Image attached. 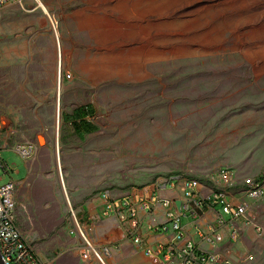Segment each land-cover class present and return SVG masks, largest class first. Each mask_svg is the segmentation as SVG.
Wrapping results in <instances>:
<instances>
[{"label":"rangeland","instance_id":"1","mask_svg":"<svg viewBox=\"0 0 264 264\" xmlns=\"http://www.w3.org/2000/svg\"><path fill=\"white\" fill-rule=\"evenodd\" d=\"M41 1L59 89L50 18L32 0L0 11V186L35 252L74 236L87 248L72 213L83 231L100 191L210 178L264 136V0ZM81 106L97 131L79 138L62 114Z\"/></svg>","mask_w":264,"mask_h":264},{"label":"crops","instance_id":"2","mask_svg":"<svg viewBox=\"0 0 264 264\" xmlns=\"http://www.w3.org/2000/svg\"><path fill=\"white\" fill-rule=\"evenodd\" d=\"M32 13L35 17H38L41 13L51 17L48 13L46 14V12L37 7L34 8ZM57 56L58 53L56 50V57ZM62 65L63 64H61V72ZM58 71L57 57L56 89L60 88L61 81V78L59 81L57 80L59 77ZM57 109L56 103V116L58 114ZM263 137L260 136V138L255 140L256 143L249 144L250 146L239 149L233 154L234 156H232L231 160L227 162V167H224L231 169L234 175L235 186L230 189L229 194L236 202H242L248 206L250 214L254 219L253 224L260 228L259 232L256 231L255 227L252 225L243 227L241 221H235L232 223V229L236 231L235 238L227 234L224 242L213 246L208 244V242L201 237L202 235L197 233L195 227L213 224L218 211L216 208L204 210L195 220H192L187 214L181 218V224L185 229L186 240L195 242V244L205 252L213 251L219 253L223 257L230 259L233 264H264V197L257 201H251L242 194L241 189L244 179L256 178L263 174ZM195 179L203 180L201 178ZM68 184L67 182V186ZM211 190L210 185L206 182L199 188L201 195L204 197H208L211 194ZM123 192L124 191L118 190L113 193V195L119 196ZM158 196L161 199H174L175 202L183 201L180 191L175 189L162 190L158 193ZM68 198L69 199L67 200L66 198V200L68 204L71 203V205H68L71 208L73 201L70 196H68ZM78 201V199H74L75 203ZM103 210L104 202L98 198V195L94 200L80 206L79 214L83 225L85 224V229L83 228V231L86 237L78 223L77 229L86 241L88 245L87 248L83 247L78 238L74 236L61 245L59 251L46 252L42 248L37 247V252H34L45 264H165L160 257L147 256L145 254V249L156 252L160 246L166 245L174 240L172 231L168 230L163 232L161 230L162 224H165L167 227L169 226L166 220L167 209L163 208L161 205H157L153 207L151 212L144 210L138 211L135 221L137 223L138 232L143 239L141 247H136L132 243L131 237L127 233L128 226L126 223H122L113 214L103 217ZM73 216L74 220H76L75 215ZM91 220L93 224L89 226ZM93 252L98 254L101 262L94 257ZM84 255L87 257H84Z\"/></svg>","mask_w":264,"mask_h":264},{"label":"built area","instance_id":"3","mask_svg":"<svg viewBox=\"0 0 264 264\" xmlns=\"http://www.w3.org/2000/svg\"><path fill=\"white\" fill-rule=\"evenodd\" d=\"M22 0H0V11L9 3H21ZM23 158L31 153L29 148H19ZM211 187L208 197L201 195L199 188L204 183ZM235 181L233 171L228 168L219 169L210 178L204 180L167 176L155 179L148 184L132 187L119 196L112 195L110 190H102L98 198L104 202L102 216L115 215L122 223L128 226L127 233L136 247H141L143 239L138 232L135 218L138 211L151 212L153 207L161 205L166 210L167 227L162 224L161 230L172 231L174 240L162 245L156 252L145 249V254L152 257H160L165 264H233L228 258L219 253L205 252L195 242L185 239V229L181 224V218L186 214L192 219H197L204 210L216 208L217 214L213 224L196 226L197 233L210 245L225 241L226 235L236 236L232 223L241 221L243 227L252 225L256 231L258 226L253 224L254 219L245 203L236 202L229 194L234 188ZM242 194L251 201H257L264 197V180L259 177L246 178L242 182ZM165 189L180 191L182 200L177 207L174 199H161L158 193ZM13 183L9 182L0 186V253L8 264H45L34 252L24 236L19 231L14 221ZM94 257L101 262L98 254ZM84 257H87L84 255Z\"/></svg>","mask_w":264,"mask_h":264},{"label":"trees","instance_id":"4","mask_svg":"<svg viewBox=\"0 0 264 264\" xmlns=\"http://www.w3.org/2000/svg\"><path fill=\"white\" fill-rule=\"evenodd\" d=\"M93 114L92 106H81L74 109L71 115L64 116L62 114V119L64 122H70L75 133L82 138L83 135H89L97 131V128L87 121V118ZM260 179L264 180V171Z\"/></svg>","mask_w":264,"mask_h":264},{"label":"bare ground","instance_id":"5","mask_svg":"<svg viewBox=\"0 0 264 264\" xmlns=\"http://www.w3.org/2000/svg\"><path fill=\"white\" fill-rule=\"evenodd\" d=\"M32 1L34 2V4L36 5L37 8H39L40 10L46 12V14L48 13L47 7L43 4V2L41 0H32ZM49 18H50L49 22H50L51 29L54 32L53 35L55 37V45H56V50H57V53H58L57 57H58V67H59L58 76L59 77L57 78V80L59 81V78L61 76V64H62L61 63V45H60V42H59V37H58V32H57L56 25H55L54 21L51 19V17H49ZM59 121H60L59 114H57V116H56V124L59 125ZM58 168H59V174L61 175V178H62V174H61V170H60V163H58ZM62 183H63V181H62ZM62 190H63V193H64L65 197L68 200L69 198L67 196L66 186L64 185V183L62 184ZM67 205H71V203H69ZM78 232H79V230H78Z\"/></svg>","mask_w":264,"mask_h":264},{"label":"water","instance_id":"6","mask_svg":"<svg viewBox=\"0 0 264 264\" xmlns=\"http://www.w3.org/2000/svg\"><path fill=\"white\" fill-rule=\"evenodd\" d=\"M175 204H176L177 207L180 206V202H179V201L175 202ZM72 216H73V215H72ZM73 218H74V216H73ZM75 225H76V227L78 228V224H77L76 220H75ZM0 264H8V263L4 260V258L2 257L1 253H0Z\"/></svg>","mask_w":264,"mask_h":264}]
</instances>
